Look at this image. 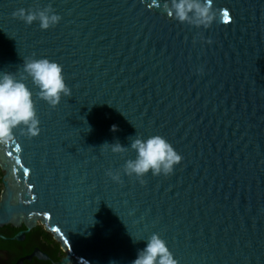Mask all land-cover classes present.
<instances>
[{
  "label": "water",
  "instance_id": "water-1",
  "mask_svg": "<svg viewBox=\"0 0 264 264\" xmlns=\"http://www.w3.org/2000/svg\"><path fill=\"white\" fill-rule=\"evenodd\" d=\"M166 2L0 0V73L47 58L71 89L52 108L25 81L40 134L0 146V228L42 226L64 254L51 264H131L154 233L178 264H264V0H211L208 29ZM48 5L62 19L47 31L12 15ZM137 134L172 144V175L141 183L122 174L135 152L102 148ZM33 258L49 261L16 264Z\"/></svg>",
  "mask_w": 264,
  "mask_h": 264
},
{
  "label": "clouds",
  "instance_id": "clouds-1",
  "mask_svg": "<svg viewBox=\"0 0 264 264\" xmlns=\"http://www.w3.org/2000/svg\"><path fill=\"white\" fill-rule=\"evenodd\" d=\"M163 11L168 17L181 24L195 28L208 29L218 19V13L212 7L211 0H167ZM13 18L28 26L39 23L42 31L57 26L62 17L55 13L51 5L32 9H18L13 12ZM31 80L38 89V99L55 108L62 98L71 97V89L65 82L62 66L47 58H24L23 66L15 73H0V146L15 142V132L29 139L38 137L41 131L40 120L36 111L33 93L25 83ZM116 128L113 126V131ZM130 149L115 144L105 143L114 154L135 152L134 159H127L122 174L135 177L141 183L149 173L153 177L170 176L176 166L182 162V156L164 137L159 135L143 138L137 134L129 138ZM121 171L108 170L106 175L114 182H122ZM139 239L133 237V242ZM147 246L138 252L137 258L131 264H178L167 242L159 234H152L147 240Z\"/></svg>",
  "mask_w": 264,
  "mask_h": 264
},
{
  "label": "flooded vegetation",
  "instance_id": "flooded-vegetation-1",
  "mask_svg": "<svg viewBox=\"0 0 264 264\" xmlns=\"http://www.w3.org/2000/svg\"><path fill=\"white\" fill-rule=\"evenodd\" d=\"M3 175V173H2ZM2 175L0 176V193L2 190ZM6 227V226H5ZM34 229V228H33ZM32 229V230H33ZM24 227H8V228H0V264H16L17 261L27 255H30L35 249H39L41 252L46 254L48 256V253H50V246H48L42 239V236L37 233H32V230H30L28 233L25 234V236L22 238L21 241H15L13 240V237L19 233L24 231ZM46 232V231H45ZM31 233V234H30ZM11 242H15V244H10ZM8 247H3L2 245H6ZM31 250L30 253L24 255L25 252ZM35 259V258H33ZM32 259V260H33ZM61 259V258H60ZM31 261H25L24 264H39L38 261L35 259L34 262ZM56 262V261H53Z\"/></svg>",
  "mask_w": 264,
  "mask_h": 264
},
{
  "label": "trees",
  "instance_id": "trees-1",
  "mask_svg": "<svg viewBox=\"0 0 264 264\" xmlns=\"http://www.w3.org/2000/svg\"><path fill=\"white\" fill-rule=\"evenodd\" d=\"M2 175V172L0 171V176ZM9 226H6L4 228H8ZM32 233H37L40 234L42 236L43 241L50 246V253H48V257H49V261H38L39 264H51V262L53 261H59L60 258L64 256V254H62L60 248H59V244L57 242H55L52 238V236L45 232L43 227L40 225H37L33 230ZM31 234V233H30ZM0 242H2L0 240ZM10 244H15V242H11ZM3 247H8L7 244L6 245H2ZM31 250L27 251L24 253V255L30 253ZM35 259L32 260V262H34ZM26 264V263H25Z\"/></svg>",
  "mask_w": 264,
  "mask_h": 264
},
{
  "label": "snow or ice",
  "instance_id": "snow-or-ice-1",
  "mask_svg": "<svg viewBox=\"0 0 264 264\" xmlns=\"http://www.w3.org/2000/svg\"><path fill=\"white\" fill-rule=\"evenodd\" d=\"M224 16H225V19H227V17H228V13L225 12V13H224Z\"/></svg>",
  "mask_w": 264,
  "mask_h": 264
}]
</instances>
